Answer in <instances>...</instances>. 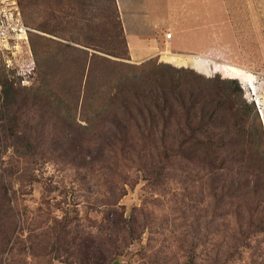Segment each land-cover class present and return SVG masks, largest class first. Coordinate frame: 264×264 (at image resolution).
<instances>
[{"label": "rangeland", "instance_id": "obj_1", "mask_svg": "<svg viewBox=\"0 0 264 264\" xmlns=\"http://www.w3.org/2000/svg\"><path fill=\"white\" fill-rule=\"evenodd\" d=\"M130 2L0 0V264H264V0Z\"/></svg>", "mask_w": 264, "mask_h": 264}, {"label": "trees", "instance_id": "obj_2", "mask_svg": "<svg viewBox=\"0 0 264 264\" xmlns=\"http://www.w3.org/2000/svg\"><path fill=\"white\" fill-rule=\"evenodd\" d=\"M233 81L235 82V81H237V80H234V79H233ZM233 81H232V83H233ZM254 111H255L254 108H252V107L246 105V113H247V114H249V113H252V114H253ZM255 119H256V118H255ZM256 120H257V119H256ZM263 134H264V133H263L262 127H261V125H260V127L258 128V130L256 129V132H255V133H251V135H250V139H252L253 141H256V138H258L259 135L261 136V135H263Z\"/></svg>", "mask_w": 264, "mask_h": 264}, {"label": "crops", "instance_id": "obj_3", "mask_svg": "<svg viewBox=\"0 0 264 264\" xmlns=\"http://www.w3.org/2000/svg\"><path fill=\"white\" fill-rule=\"evenodd\" d=\"M141 1H143V0H141ZM130 3H131L130 6H132V7H134V8H138L139 5H142L141 2L139 3V0H136V1H135V0H134V1L131 0ZM256 80H257V77H256ZM257 83H258V80H257ZM257 88H258V87H257ZM259 101H260V100H259ZM263 109H264V108H263ZM263 115H264V112H263ZM263 119H264V116H263ZM263 122H264V120H263Z\"/></svg>", "mask_w": 264, "mask_h": 264}, {"label": "built area", "instance_id": "obj_4", "mask_svg": "<svg viewBox=\"0 0 264 264\" xmlns=\"http://www.w3.org/2000/svg\"><path fill=\"white\" fill-rule=\"evenodd\" d=\"M166 38L170 40V39L172 38V35H171V34H168ZM255 102H256V104H257V106H258V109H259L258 112H259V113L261 114V116H262V115H263V114H262V113H263V111H262L263 108L260 106V104L258 103V101H255Z\"/></svg>", "mask_w": 264, "mask_h": 264}, {"label": "bare ground", "instance_id": "obj_5", "mask_svg": "<svg viewBox=\"0 0 264 264\" xmlns=\"http://www.w3.org/2000/svg\"><path fill=\"white\" fill-rule=\"evenodd\" d=\"M255 94L257 95V94H259V91H258V88H255ZM261 96V95H260ZM264 115H262V117H263ZM264 120V119H263Z\"/></svg>", "mask_w": 264, "mask_h": 264}]
</instances>
